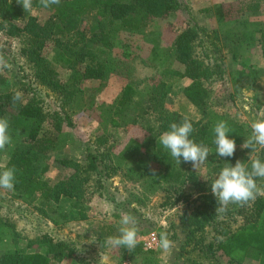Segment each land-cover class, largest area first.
<instances>
[{"label": "trees", "instance_id": "obj_1", "mask_svg": "<svg viewBox=\"0 0 264 264\" xmlns=\"http://www.w3.org/2000/svg\"><path fill=\"white\" fill-rule=\"evenodd\" d=\"M234 1L236 5L213 6L217 27L224 32L223 39L241 47L255 45L264 55V31H248L245 23L239 24L242 29L238 31L239 19L228 17L235 11L238 15L256 14L259 3L256 0ZM18 2L22 3V0H0V33L14 39L17 48V60L15 63L11 61V71H17L21 80L27 82L24 103L13 102L16 91L8 89V79L0 73V118H7L10 134L15 132L17 135L13 136L15 146L1 171L15 166L16 184L11 190L12 196L53 226L85 220V212L90 209L93 199L108 203L113 213L109 221L98 227L99 233L94 238L98 250L93 253L94 264H100L101 252L109 248L105 245L106 238L118 235L123 213H131L137 218V233L141 234L146 229L143 228L144 221L140 220L139 208L150 199H156L155 207L163 212L185 206L193 197H210V183L226 164L234 166L237 160L248 161L251 150L243 149L241 145L249 136L250 127L236 122L229 115L215 112L209 106L207 85L219 73V67L209 62L212 55L210 43L206 44L201 37L204 31L186 25L173 37L163 38L167 43L142 33L144 26L175 14L177 0H60L59 5L48 8H44L39 0H32V9L46 12L42 19L24 11ZM228 25L233 27L224 31L222 28ZM216 30L212 31L214 35ZM120 33L124 34L121 38ZM136 35L150 44L148 61L156 66L157 78L153 75L155 77L141 82L119 84L116 95L108 102L85 93V83L102 85L112 75L121 73L122 62L134 55L125 44L126 37ZM48 41L52 45L45 58L42 51ZM197 46L199 53L195 51ZM112 47L122 49L119 57L112 53ZM58 70L65 71L66 76L59 77ZM244 72L246 87L252 90L255 80L260 77V70L248 65ZM165 75L188 81L181 95L200 114L197 120H190L194 129L190 138L207 146L209 157L196 169L191 163L178 165L159 143L160 134L168 130L171 123L179 124L184 119L166 105L170 86L161 80ZM39 92L48 98L53 97L59 112L49 110ZM136 96L142 98L140 102L135 101ZM73 112L93 115L100 133L83 145L81 160L57 159L56 166L68 173H59L50 182L43 178L47 167L41 161L54 150V131L59 130L61 123L70 126L69 114ZM218 121H226L233 130L228 133V138L236 143L233 157H218L215 153L213 128ZM46 123L52 132L45 129ZM132 129L143 135L142 140L128 136ZM108 130H121L125 134L116 147L109 143ZM261 159L264 160V156ZM207 164L211 166L210 172L202 180L197 169ZM113 178L129 186L125 187L124 195L115 196L111 189ZM36 200L39 205H33ZM61 200L71 205L62 215L64 222L60 221L59 213L49 209V204L55 207ZM198 201L212 203L213 208L203 216L202 223L206 221V228L191 239L190 250L195 259L189 263L185 258L187 264H201V261L243 264L249 252L264 259V196L257 197L251 205L236 209V204H232L231 208L220 213H216V200ZM1 228L7 230L13 242L19 240L8 219L0 217ZM21 240L26 242L25 248L5 250L0 254V264L89 262L74 238L52 237L44 233ZM26 248L33 249L27 251ZM108 252L115 255L114 264L152 262L145 261L153 252L142 251L139 243L131 252L126 248H110Z\"/></svg>", "mask_w": 264, "mask_h": 264}, {"label": "rangeland", "instance_id": "obj_2", "mask_svg": "<svg viewBox=\"0 0 264 264\" xmlns=\"http://www.w3.org/2000/svg\"><path fill=\"white\" fill-rule=\"evenodd\" d=\"M13 1V0H11ZM259 3V10L256 14H246L241 15L233 13L231 16L235 19H239L238 31L242 29L239 24L245 23L248 31L261 30L264 31V0H256ZM178 7L175 14L170 16L164 21H154L153 24H148L142 28V33L155 38L156 41H165L166 37H173L178 33L184 26H192L196 29H201V37L206 44L209 45L212 58L209 59L211 64H217L219 67V73L212 77L210 84L207 85V90L209 91V101L210 108L219 114L229 115L233 120L243 124L244 126L250 127L251 122L255 120L264 119V55L259 52V48L255 45L252 47H241L237 45H232L230 40L223 39L222 30L217 27V21L215 19L213 6L214 5H228L234 3V0H177ZM236 5V3H234ZM235 5L232 8H235ZM234 12V10H231ZM30 14L33 16H38L42 19L46 12L36 11L34 9L30 10ZM18 25H21L20 23ZM232 25H228L225 29L232 28ZM217 29V30H216ZM166 30V31H165ZM216 30V35L212 31ZM121 35H124L120 33ZM164 38V39H163ZM14 39L0 33V55L4 57L8 64L11 61L14 63L17 60V48ZM126 42L128 49L133 52V58L123 63V69L120 71L119 75H112L108 78L106 83L102 85H97L94 82H87L84 84L85 93L94 94L95 97L103 100L110 101L116 95V88L119 84H123L127 81L141 82L142 80L149 79L151 77L157 78L156 66L148 61V43L144 42L143 39L136 36H127ZM51 42L48 41L42 51L43 57L47 58L50 54ZM120 50L119 47H112V53L119 57ZM197 53L200 52L198 46L195 50ZM11 65V64H10ZM253 66L260 70V77L255 80L254 88L250 90L246 87L244 81V71L246 66ZM13 65H11V68ZM7 71L0 70V73L8 79V89L19 92L21 94L20 102L21 104L25 101L24 87L27 82L21 80L17 71ZM59 77L63 78L66 76V72L62 70L57 71ZM156 72V73H155ZM155 75V76H153ZM162 81L170 86V92L166 99V105L169 109L179 112L184 118H188L191 121H195L199 118V112L187 103L182 95L181 90L184 86L188 84V81L181 79L175 75H165L161 78ZM21 81V82H20ZM17 83V84H16ZM14 87H19L14 89ZM254 89V90H253ZM40 93V92H39ZM41 98L45 101L46 107L49 110H56L59 112L58 104H55V100L48 98L43 93H40ZM254 97V99H251ZM140 96H136L135 101H141ZM51 112H49L50 114ZM93 116V115H92ZM89 116L88 113L73 112L69 114V119L71 122L70 126L65 124H60L58 131H54L53 136L55 141L54 150L44 156L41 161L42 165L47 167V172L43 175V178L48 181H53L57 178V175H66L67 170H61L56 166L55 161L57 159L65 158L71 160H81L83 154L84 144L87 141L94 140V137L99 135V126L97 120L94 117ZM45 129L53 131L52 128L46 123L44 124ZM10 134L12 136H17L15 132ZM109 143L116 147L117 143L121 142L125 134L121 130H108ZM107 135V134H106ZM115 136L114 139H111ZM128 136H132L136 140L140 141L143 135L136 129L129 131ZM15 146L14 141L12 144L6 146L5 150L0 151V171L5 164L8 154ZM210 165L207 164L204 167L198 168L199 176L202 180L206 179V175L210 172ZM125 184L121 183L117 178L111 180V189L116 195H124ZM118 192V193H117ZM126 195V193H125ZM117 197V196H116ZM208 197V196H205ZM205 197H193L191 198L185 206L177 207L170 211H160L156 206V199H150L145 205L139 208L140 220H143L145 225L143 228L146 230L138 234V243L141 245L142 238L148 234H154L157 242L159 239V234L161 232H167L168 238L172 241L174 230L172 229V222L180 220V214L186 210L193 201L197 200H216L212 195L208 198ZM211 198V199H210ZM35 204L39 205V202L34 201ZM82 207V205H80ZM50 210H55L59 213L62 218L60 221L64 222L63 214L71 207L70 203L65 200H61L55 207L53 204H49ZM229 208L232 204L228 205ZM241 206L236 205L234 208H239ZM78 209V207H75ZM49 209H47L49 211ZM234 210V209H232ZM112 210L108 203H104L101 200L93 199L90 204V209L86 210L85 214L87 218L82 221H74L63 224H58L60 226H53L47 219L40 218L39 213L33 211L30 206L21 204L19 200L12 196V192L5 189H0V217L8 219L10 223L14 226V232L19 235V240L13 242L9 236L7 230L0 229V254L5 250L19 247L25 248V239H32L38 235H43L47 233L52 237H68L74 238L78 241L82 250L85 251L87 256V264H94L93 253L97 250V245H95L94 238L97 237L99 233L98 227L100 223L104 221H109ZM49 214L52 213L49 211ZM56 215V214H55ZM54 215V217H55ZM219 216H217L218 218ZM58 218V219H59ZM203 227L200 231L195 232L192 236L185 239L180 246L179 250H174L171 247L169 253L164 251L157 246L153 250H143L142 251H152L153 254L147 257L146 263L152 261L150 264H187L185 261L189 259V263H193L192 260L195 259L194 253L190 250L191 239L194 235L201 233L206 228V221L202 223ZM208 237L206 236V240ZM158 245V244H157ZM33 248H26L27 251H32ZM110 248L105 249L101 252L100 264H114L115 255L109 253ZM106 252V253H105ZM50 264H66V263H55ZM122 264H129V262H124ZM138 264H143L139 262ZM201 264H211L207 261H201ZM220 264H225L220 261ZM243 264H264V259L261 256H256L252 252L248 253L246 261Z\"/></svg>", "mask_w": 264, "mask_h": 264}, {"label": "clouds", "instance_id": "obj_3", "mask_svg": "<svg viewBox=\"0 0 264 264\" xmlns=\"http://www.w3.org/2000/svg\"><path fill=\"white\" fill-rule=\"evenodd\" d=\"M39 3L48 8L59 5L60 0H39ZM24 11L32 9V0H22ZM0 55V70L10 69ZM21 94L17 92L13 96V102L20 100ZM9 121L0 118V151L12 144V136L9 132ZM193 125L188 118L181 123H171L169 129L159 136V143L179 165L191 163L193 168L203 164L209 157V148L203 144H197L190 138L193 133ZM229 128L226 121H218L213 128L215 153L218 157H233L236 151V143L228 138ZM243 149H250L248 161L237 160L234 166L226 164L210 183L211 194L215 197L218 207L216 213L225 212L229 204L239 206L251 205L257 197L264 196V119L255 120L250 124V134L241 145ZM16 184L15 166L6 167L0 171V189L13 190ZM137 218L131 213H123L119 220L118 235L108 236L105 245L109 248H126L129 252L134 250L138 243ZM158 246L164 251L171 249L173 242L168 238L167 232L159 234Z\"/></svg>", "mask_w": 264, "mask_h": 264}, {"label": "bare ground", "instance_id": "obj_4", "mask_svg": "<svg viewBox=\"0 0 264 264\" xmlns=\"http://www.w3.org/2000/svg\"><path fill=\"white\" fill-rule=\"evenodd\" d=\"M212 203L193 201L189 207L180 214L179 221H173L171 226L175 231L173 234V249L179 250L183 241L190 237L195 231L201 230L203 216L212 210ZM169 253V251H167Z\"/></svg>", "mask_w": 264, "mask_h": 264}, {"label": "built area", "instance_id": "obj_5", "mask_svg": "<svg viewBox=\"0 0 264 264\" xmlns=\"http://www.w3.org/2000/svg\"><path fill=\"white\" fill-rule=\"evenodd\" d=\"M141 240H142L141 246L143 250H153L158 246L154 234H148L145 237H143Z\"/></svg>", "mask_w": 264, "mask_h": 264}]
</instances>
